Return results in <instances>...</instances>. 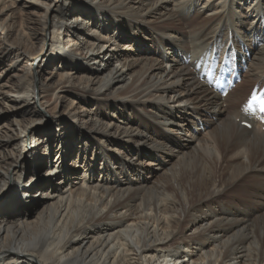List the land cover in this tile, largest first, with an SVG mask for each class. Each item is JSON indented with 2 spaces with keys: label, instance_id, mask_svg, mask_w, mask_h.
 I'll list each match as a JSON object with an SVG mask.
<instances>
[{
  "label": "bare ground",
  "instance_id": "bare-ground-1",
  "mask_svg": "<svg viewBox=\"0 0 264 264\" xmlns=\"http://www.w3.org/2000/svg\"><path fill=\"white\" fill-rule=\"evenodd\" d=\"M263 82L264 0H0V264H264Z\"/></svg>",
  "mask_w": 264,
  "mask_h": 264
},
{
  "label": "rangeland",
  "instance_id": "rangeland-1",
  "mask_svg": "<svg viewBox=\"0 0 264 264\" xmlns=\"http://www.w3.org/2000/svg\"><path fill=\"white\" fill-rule=\"evenodd\" d=\"M65 43H67V38L64 39L63 44H65ZM247 57H248V55H247ZM166 65H168V66L166 67V69L168 70V69H169V64H166ZM166 65L163 64V66H166ZM172 65H173V64H172ZM240 78H241V77H240ZM177 117H179V116H177ZM186 118L190 119L189 116H186ZM181 121H183V119H176V122L179 123L180 125L182 124ZM193 123H194V121H193ZM198 124H199V126H198V130H199V132H200V135L203 136L204 133H205V130H204V128L201 126V123L199 122V119H198ZM51 126H52V125H50V128H51ZM186 131H187V130L184 131L183 136H185V137L188 138V139H190V136H191V135H193V136H194V134L197 135V131L195 130V127H194V126H193L191 129L189 128V132H186ZM188 136H189V137H188ZM62 142L64 143V141H62ZM61 148H63V147H59V148H57V149H53L51 152L47 151L48 153H47L46 155H44V156L47 157L46 160L44 161L47 167H49V166L53 163V159H54L55 155H56V154L59 155V153L61 152L59 149H61ZM56 152H57V153H56ZM73 156H75V153L73 154ZM47 160H48V161H47ZM47 167H46V168H47ZM45 170H46V169L42 170V172H40L39 174L44 173ZM79 172L81 173V170H80Z\"/></svg>",
  "mask_w": 264,
  "mask_h": 264
}]
</instances>
